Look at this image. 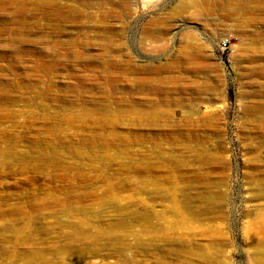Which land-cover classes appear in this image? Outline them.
<instances>
[{
    "label": "rangeland",
    "instance_id": "rangeland-1",
    "mask_svg": "<svg viewBox=\"0 0 264 264\" xmlns=\"http://www.w3.org/2000/svg\"><path fill=\"white\" fill-rule=\"evenodd\" d=\"M0 264H264V0H0Z\"/></svg>",
    "mask_w": 264,
    "mask_h": 264
},
{
    "label": "built area",
    "instance_id": "built-area-1",
    "mask_svg": "<svg viewBox=\"0 0 264 264\" xmlns=\"http://www.w3.org/2000/svg\"><path fill=\"white\" fill-rule=\"evenodd\" d=\"M226 43H227V40H223V44L226 45Z\"/></svg>",
    "mask_w": 264,
    "mask_h": 264
},
{
    "label": "bare ground",
    "instance_id": "bare-ground-1",
    "mask_svg": "<svg viewBox=\"0 0 264 264\" xmlns=\"http://www.w3.org/2000/svg\"><path fill=\"white\" fill-rule=\"evenodd\" d=\"M178 24V21L177 22H173V25L175 26V25H177Z\"/></svg>",
    "mask_w": 264,
    "mask_h": 264
}]
</instances>
